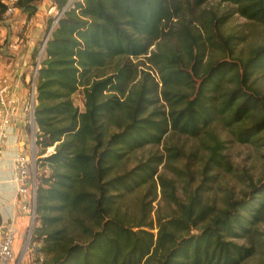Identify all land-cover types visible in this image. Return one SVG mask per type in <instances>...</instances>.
Listing matches in <instances>:
<instances>
[{"label": "trees", "instance_id": "1", "mask_svg": "<svg viewBox=\"0 0 264 264\" xmlns=\"http://www.w3.org/2000/svg\"><path fill=\"white\" fill-rule=\"evenodd\" d=\"M40 1L16 7L31 16ZM70 1L54 0L63 13L36 80V145L55 147L41 160L47 172L36 174L29 246L40 245L42 264H264L263 181L218 208L205 202L204 186L188 190L193 177L175 166L187 158L176 145L126 168L170 135L199 143L207 181L231 172L229 143L264 148V42L248 45L249 35L224 30L230 14L204 8L228 4L264 28V0H75L66 9ZM5 12L0 0V22ZM80 90L82 112L73 101ZM162 164L189 178L184 198ZM158 187L168 211L154 221ZM143 190L153 200L131 206Z\"/></svg>", "mask_w": 264, "mask_h": 264}, {"label": "rangeland", "instance_id": "2", "mask_svg": "<svg viewBox=\"0 0 264 264\" xmlns=\"http://www.w3.org/2000/svg\"><path fill=\"white\" fill-rule=\"evenodd\" d=\"M204 8L208 10H216L220 15L230 14L225 22L224 30H226L227 32L249 35L248 45L256 47L264 42V28L250 24L245 19L236 15L234 13V6L228 4H220L217 1H211ZM49 11L47 12V16L54 17V14H50ZM49 30H46L45 26L44 32L46 33H44V38L48 35ZM0 38L3 41L5 38V34L0 36ZM44 38L36 47L39 52L42 48ZM240 48L243 49L245 47L242 45ZM44 57L45 52L43 58ZM36 63L37 61L35 60V65ZM112 71L113 67H109L106 70L101 71L99 74H109ZM153 74L155 75V77H157L155 73ZM28 97L29 94L27 95V99ZM73 101L75 106L78 107L81 112L84 111V94L82 90H80L73 96ZM26 123L28 124V122ZM27 126L29 129V133L31 134V127L29 126V124ZM171 145H176L179 148H182L186 153L187 158H185L182 162L175 164V166L180 170L187 171L192 174L193 180L189 184L188 190L193 191L197 190L201 186H204L202 193H204L203 196L205 202L209 205H215L218 208H223L225 206V201L229 197L233 196L235 199L243 198L244 194L250 189L251 181H253L254 183H259L260 181L264 182V148L257 150L250 145H241L236 142L229 143L227 145V149L224 151V156L226 157V161L229 163L231 172H227L224 169L209 172L208 177H212L213 179L207 181L204 179L205 177L202 174L205 169L207 154L201 150L197 141L176 135H170L169 138H166L164 140V143L158 147L148 146L145 149L138 151L135 155L131 156L128 163H126V168H135L137 165H139L140 162L148 160L151 154L154 153L156 155L166 156V148L170 147ZM35 150L37 151L38 155L42 154L41 158L37 161L36 174L37 172L46 173L47 169L42 167L43 163L41 162V160L53 154L55 151V147L49 148L44 151L41 147L36 146ZM159 172L167 179L174 180L177 183L178 196L184 198L183 188L187 184V182L190 181L189 178L183 175L178 176L174 174L170 169L165 167V164L159 166ZM185 179L187 180V182L184 181ZM147 194V190H143L142 192L135 194L130 198V205L133 206L135 202L137 203L136 199L144 200L145 202H151L154 198V195L152 194L146 197L145 195ZM167 211V205L162 197L161 189L158 187L157 197L155 198V201L152 202V220L155 221L158 214L162 216L165 215ZM34 228L35 227L29 229V227H27L25 241L21 249V257H30V264H42L45 260V256L37 251V249L40 248V245L31 248V246L27 244L28 233H30L29 235H32ZM261 231L264 233V226L261 227ZM156 232L157 231L155 230L154 233Z\"/></svg>", "mask_w": 264, "mask_h": 264}, {"label": "crops", "instance_id": "3", "mask_svg": "<svg viewBox=\"0 0 264 264\" xmlns=\"http://www.w3.org/2000/svg\"><path fill=\"white\" fill-rule=\"evenodd\" d=\"M55 7L54 0H42L37 4V11L30 16V11L18 10L9 18L0 22V85L8 79L12 87L18 85V95L25 102L29 94V65L32 53L44 38V28L54 17L47 12ZM7 36V37H6ZM6 42V43H5ZM28 124L18 112L12 119L8 137L1 146L0 158V218L5 223L13 222L17 230L13 246L14 263L21 258V249L25 241L28 219L23 214L21 205L27 198L19 194V185L14 180V161L23 156L26 159L41 158L32 148V138ZM25 256L22 264H30V257ZM25 259V260H24Z\"/></svg>", "mask_w": 264, "mask_h": 264}, {"label": "built area", "instance_id": "4", "mask_svg": "<svg viewBox=\"0 0 264 264\" xmlns=\"http://www.w3.org/2000/svg\"><path fill=\"white\" fill-rule=\"evenodd\" d=\"M19 0H1L2 4L6 7V12L3 17L9 18L17 11L16 4ZM75 0H71L66 6L69 8ZM54 14L53 24L44 38L42 48L36 59L37 63L33 70L29 97L27 102L23 101L18 95V85L12 87L10 81L5 79L0 85V158L2 155L1 146L8 137V131L11 127L13 117L21 112L23 119L28 122L31 127L32 148H36V136L39 134V128L35 121V104H36V80L39 71V65L43 58L45 48L49 41V37L53 29L58 25L62 13H59L56 7L49 11ZM36 166L37 159H26L23 156L16 158L14 161V180L19 185V194L27 198L21 205L23 214L29 221V229L33 228L36 223V192H37V179H36ZM28 233L27 244H30L31 235ZM17 230L13 222L5 223L0 218V264H22L23 257L14 263L15 256L13 246L16 242Z\"/></svg>", "mask_w": 264, "mask_h": 264}]
</instances>
